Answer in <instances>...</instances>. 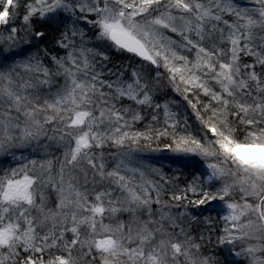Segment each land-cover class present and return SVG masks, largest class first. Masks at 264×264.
<instances>
[{"label": "snow or ice", "instance_id": "1", "mask_svg": "<svg viewBox=\"0 0 264 264\" xmlns=\"http://www.w3.org/2000/svg\"><path fill=\"white\" fill-rule=\"evenodd\" d=\"M0 264H264V0H0Z\"/></svg>", "mask_w": 264, "mask_h": 264}, {"label": "trees", "instance_id": "2", "mask_svg": "<svg viewBox=\"0 0 264 264\" xmlns=\"http://www.w3.org/2000/svg\"><path fill=\"white\" fill-rule=\"evenodd\" d=\"M241 2L250 4L251 0H241ZM89 36H92L91 32H89ZM42 47L48 48L50 51H52L53 54H56V52L59 51V50H55L52 48V44L50 41L44 42L42 44ZM61 54H62V51H61ZM109 55L111 57L112 63L116 65L127 64L130 59L128 54H123L115 50L111 51ZM172 96L175 99L179 100V97H176L175 94H172ZM161 102H163L162 99H161ZM125 103H127V101ZM161 122H162V114H161ZM136 127L138 130H143V124H138ZM109 150L114 151V149H109ZM47 151L51 153V152H54V149H48ZM24 154L30 158H34L37 160H43L45 158L46 152L45 154L42 155L40 151H34V149H30V150H25ZM55 154L59 155L58 152H56ZM105 159L109 167H111L114 161L111 160V158L107 155V153L105 155ZM139 164H145V163L144 162H136V163L132 162V166H136ZM150 165L152 167L162 168L165 175L169 178L178 177V179H174L173 181V190H175L176 186L182 187L187 182V180L191 179V177L200 170L198 165L174 163L172 162L171 157L166 158V159L154 160L152 161V163H150ZM153 178L158 179V177H153ZM174 211H179V210L174 209ZM204 215H208V213L205 212ZM212 215L215 217V219L213 220L211 227L213 229L219 230L220 228L223 227V221L220 219V215L218 213H212ZM203 225L204 224L202 223L199 224L194 234L205 233L204 230H208L209 232V227L204 228ZM213 236H215V232H213Z\"/></svg>", "mask_w": 264, "mask_h": 264}, {"label": "rangeland", "instance_id": "3", "mask_svg": "<svg viewBox=\"0 0 264 264\" xmlns=\"http://www.w3.org/2000/svg\"><path fill=\"white\" fill-rule=\"evenodd\" d=\"M26 150H30V149H26ZM34 151H40L42 155L45 154V149L43 148H36L34 149ZM171 155L172 154L167 151L136 153L135 156L137 157V159L133 160V163L144 162L146 165H150V163H152V161L154 160L166 159V158L171 157ZM203 227L208 228L209 226L204 224ZM204 232H205L204 233L205 235L208 234V230H204Z\"/></svg>", "mask_w": 264, "mask_h": 264}]
</instances>
